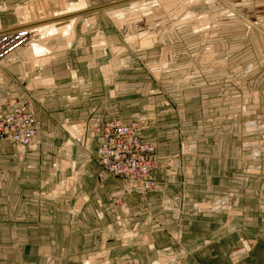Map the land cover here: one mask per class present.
<instances>
[{
    "label": "crops",
    "instance_id": "0c3cea01",
    "mask_svg": "<svg viewBox=\"0 0 264 264\" xmlns=\"http://www.w3.org/2000/svg\"><path fill=\"white\" fill-rule=\"evenodd\" d=\"M81 1L0 0V30L68 25L0 71V102L32 96L40 143L0 148V264H264V0H185L200 22L178 38L155 11L127 22L146 0ZM115 117L154 145L152 190L98 167L94 128Z\"/></svg>",
    "mask_w": 264,
    "mask_h": 264
},
{
    "label": "built area",
    "instance_id": "2783aa9c",
    "mask_svg": "<svg viewBox=\"0 0 264 264\" xmlns=\"http://www.w3.org/2000/svg\"><path fill=\"white\" fill-rule=\"evenodd\" d=\"M33 32L25 26L0 30V71L12 55L25 46ZM32 102L29 93L0 102V148L5 144L18 150L37 146L38 121L31 108ZM94 130L99 137L95 159L103 174L121 179L130 190L144 193L155 187L150 178L155 147L145 140L142 125L137 120L124 121L115 117Z\"/></svg>",
    "mask_w": 264,
    "mask_h": 264
},
{
    "label": "rangeland",
    "instance_id": "374dc122",
    "mask_svg": "<svg viewBox=\"0 0 264 264\" xmlns=\"http://www.w3.org/2000/svg\"><path fill=\"white\" fill-rule=\"evenodd\" d=\"M146 1H147V3L144 4V7H147L149 9H153V10H150V13H149L150 16L149 15L143 16V14H139V16L137 15L136 18L134 17L135 15L128 16L127 22L131 23L132 21H136V20H138L140 18V21H141L140 25L142 26L143 25L142 20L143 19L152 20L151 19L152 18L151 15L153 13L155 14V12H156V15H154V16H156V22L154 24L155 28L157 27L158 30H163L162 33L171 30L172 33L173 32L175 33L176 38H178L179 36H183L185 30L189 32V29H191V27H193L194 25H198V23L200 22V21L194 20L191 23V25H190L189 22L186 25V23H185L186 7L184 6L185 5L184 3L186 2L185 0H167V1L166 0H149V1L146 0ZM132 2H133L132 0L125 1V3H129V5H131ZM168 2L171 3L170 5H173V7L175 8L176 12L173 13L172 17L162 16L159 19L158 9L160 7L169 8V7H167L169 5V4H167ZM78 5H80V3ZM75 7H79V6H75ZM79 9L84 11L86 9L85 5L82 6V8L80 7ZM114 13H116V17L115 18H118V19H122L123 18V16H122L123 13H121V11H116ZM64 19H66V18L65 17L62 18L61 21H63ZM72 19H73V22H72L70 27H72V25L74 23V18H72ZM170 21H171V23H170ZM50 22H52V21H50ZM122 22L124 23L125 21H121L120 20V23H122ZM99 23H100V21H99ZM113 24L115 25V23H113ZM64 25H66V22L65 23H61V24H57V25L49 23V22H46V23H42V24H39L37 26H34L35 27L34 31H35L36 35L39 36L40 39H47V38H50V37H61V38H63L64 34L67 35L66 32L68 31V25H67V28H62V29H58V27H62ZM125 25H128V24H124V26ZM170 26H171V29L169 28ZM54 27H55V29H54ZM70 30H71V28H70ZM153 30H154V28H152L147 33H145V34H147L146 37H145L146 40L144 39L145 43H141V46H144V45L148 46V44L150 43L148 40L152 39L150 34H151V32ZM120 31H118V32H120ZM136 32H138V31H136V29H130L129 28L128 30L127 29L124 30V34H120L121 32L117 33L118 35L116 34L117 37L119 36V40L120 39H124V41L126 42V45L129 46V48H130L129 49L130 52L134 51V48L136 49V47L138 45V35H136ZM35 33H33V35H35ZM172 33H168V34L172 35ZM156 34H157V36L160 35L158 32H156ZM43 35H45V36H43ZM165 35L167 36V33ZM123 36H125V38ZM172 37H174V35H172ZM32 44H36V45H34V47H32ZM42 49H43V52H42ZM34 52H40V54H42V56L39 55V57H35L33 59H40V58H42V57H44L46 55L45 47L42 46L38 42H32L31 43V46L29 47V51L27 52V55L31 54V53H34ZM179 68H182V67H179ZM38 144L40 145V143H38ZM38 144H37L36 147H38ZM34 149L30 148V149H25L24 151H33ZM177 212L180 213L179 211H176V213Z\"/></svg>",
    "mask_w": 264,
    "mask_h": 264
},
{
    "label": "bare ground",
    "instance_id": "6f19581e",
    "mask_svg": "<svg viewBox=\"0 0 264 264\" xmlns=\"http://www.w3.org/2000/svg\"><path fill=\"white\" fill-rule=\"evenodd\" d=\"M185 4V3H184ZM85 5V3H84V1H81V3H80V5H76V6H79V7H77V8H82V6H84ZM72 8V7H71ZM70 10V9H69ZM77 11V10H76ZM82 11V10H81ZM63 13H65L66 12V10H64V11H62ZM68 12V11H67ZM178 13V12H177ZM43 21V20H42ZM43 36H45V35H43Z\"/></svg>",
    "mask_w": 264,
    "mask_h": 264
}]
</instances>
